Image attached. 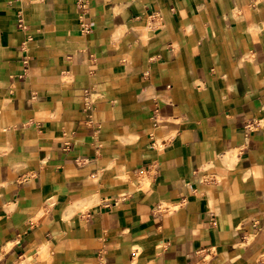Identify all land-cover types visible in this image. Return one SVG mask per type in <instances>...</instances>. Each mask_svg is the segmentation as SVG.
<instances>
[{"label":"crops","instance_id":"crops-1","mask_svg":"<svg viewBox=\"0 0 264 264\" xmlns=\"http://www.w3.org/2000/svg\"><path fill=\"white\" fill-rule=\"evenodd\" d=\"M0 264H264V0H0Z\"/></svg>","mask_w":264,"mask_h":264},{"label":"built area","instance_id":"built-area-1","mask_svg":"<svg viewBox=\"0 0 264 264\" xmlns=\"http://www.w3.org/2000/svg\"><path fill=\"white\" fill-rule=\"evenodd\" d=\"M20 27L22 28H25V25L23 23V21L21 20L20 21ZM83 29L84 30H88L89 28L87 26H83ZM24 48V47H23ZM258 126H261V122L256 120V119H253V120H250L246 123V127L249 128L250 130L255 128V127H258ZM164 204H159L157 207H156V210L157 211H164Z\"/></svg>","mask_w":264,"mask_h":264}]
</instances>
